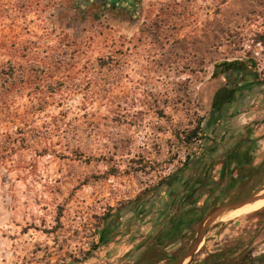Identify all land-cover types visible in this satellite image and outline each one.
I'll use <instances>...</instances> for the list:
<instances>
[{"label":"rangeland","instance_id":"obj_1","mask_svg":"<svg viewBox=\"0 0 264 264\" xmlns=\"http://www.w3.org/2000/svg\"><path fill=\"white\" fill-rule=\"evenodd\" d=\"M96 8L0 0V264H153L181 251L176 264H202L216 241L236 250L231 264H264V208L206 230L209 204L174 229L171 210L197 176V196L223 177L245 186L226 190L221 216L264 183V156L258 172L221 169L241 132L232 110L211 115L219 88H238L236 103L248 87L242 71L212 78L215 62L247 64L264 86V0H141L133 18ZM200 235L208 246L190 254Z\"/></svg>","mask_w":264,"mask_h":264},{"label":"crops","instance_id":"obj_2","mask_svg":"<svg viewBox=\"0 0 264 264\" xmlns=\"http://www.w3.org/2000/svg\"><path fill=\"white\" fill-rule=\"evenodd\" d=\"M243 79L247 78L248 87L246 88V92L242 93L240 92V97L237 99L236 103H232L231 105L226 106L221 112L224 113L225 111L232 110V117L235 116L234 121H231L230 123H235L236 128L239 130L240 136L239 141L234 146H230V151H228L224 156L222 157V162L220 163L221 169L226 172H231L234 170H242L245 173L249 170H256L258 169V165H261L263 163L262 157L264 156V86H257L253 79L249 78L250 73L248 71H242ZM245 89V88H244ZM242 89V90H244ZM251 90V91H250ZM252 105V106H251ZM251 107V108H250ZM230 145V143H229ZM215 151V150H214ZM220 153V151H217ZM200 174V173H199ZM198 174V175H199ZM247 177L243 178L242 180H245ZM198 179V176L196 178ZM194 180V179H193ZM199 181H189L186 184V189L183 191H180L178 195L172 200V206L171 210L172 212H175L172 219H176L175 223L173 221L172 223V229L179 225L181 221H195L199 220L198 218L201 216V214L204 212V209L207 208L208 204L209 207H213L216 209H220L221 207H224L222 205L223 200V194L228 190L229 192H236L240 191L239 187L243 188L244 185H234V186H228L227 181L225 180V177L220 179L219 181L214 182V190L212 193L211 191H208V189L204 192L201 191V195H196L195 191L197 187L200 185H204L203 183L200 184ZM261 186V185H258ZM257 188V187H255ZM216 190V191H215ZM194 191V192H193ZM178 192V190L175 191V193ZM237 192V193H238ZM252 194L249 196L248 199L241 202L237 205V208L235 210L230 211L226 215H219L213 224H216L217 221L226 220V219H234L241 217L246 214H250L253 212H257L258 210L264 208V183L263 185L257 190L253 189L250 191ZM190 193V194H189ZM203 203V204H200ZM195 204H200L202 206L198 207ZM216 204V205H214ZM212 208V209H213ZM177 212H176V211ZM191 211V214H186V212ZM188 216V217H187ZM193 217V218H192ZM219 219V220H218ZM252 226L254 222H246L243 221L242 223L235 224L236 226V237H239L241 234H245L246 226L248 225ZM234 225V224H231ZM174 226V227H173ZM263 226V224L261 225ZM253 227H255L253 225ZM249 228V227H248ZM247 228V229H248ZM262 228V227H261ZM167 232V235H170L171 233ZM221 236V235H220ZM210 236H206L203 241L198 246L197 250L201 249L203 245L208 246L209 241L207 240ZM210 242H215V240L212 238ZM223 243V242H222ZM255 244V243H252ZM211 247V246H209ZM215 249L211 251L210 253H217L221 252L222 250L220 247H222V244L218 243L216 241L215 246H213Z\"/></svg>","mask_w":264,"mask_h":264},{"label":"trees","instance_id":"obj_3","mask_svg":"<svg viewBox=\"0 0 264 264\" xmlns=\"http://www.w3.org/2000/svg\"><path fill=\"white\" fill-rule=\"evenodd\" d=\"M80 1H82L83 6H86L87 8L90 7V5H95V6L97 5V8H96L97 12L100 10H106L109 13L121 15L125 18H133L141 3V0H80ZM250 65H255V63L251 61ZM248 66L249 65L244 64L239 61L215 62L213 64L212 78H216L219 75L228 73L230 71H245V69ZM7 69L8 70L7 72H5V76L8 79V81L10 80V84L14 86L15 79L13 75H14L15 67L9 64ZM238 92H239V89L236 87L219 88L214 94L213 100H212V112H211L212 118H214L215 116H218L226 106L231 105L235 101L236 95ZM22 118L23 117L20 114L15 115V119L18 121H21ZM201 132H202V127H201V123L199 122L195 126L194 130H192L187 135L186 137L187 140L184 143L187 144L189 141L198 137V134ZM187 159H188V156H186V161ZM260 169L261 168L256 169L255 172H258ZM179 192L180 191L178 190V192H176L174 196L176 197ZM248 195H246L245 197H247ZM236 201H231L230 203L236 202ZM261 213H262L261 211H258V212H255L254 215L260 216ZM202 216H203V213L198 218L199 219L198 221L202 220ZM235 252L236 250H233L230 252L221 251V252L207 255L205 259L203 260L202 264H231L230 257H232V255L235 254ZM184 253H185L184 251H181L177 253H172L170 255L162 254L156 259L155 263L153 264H157L160 262H164L166 264H176L183 257ZM142 261H143V258H140L138 263H142Z\"/></svg>","mask_w":264,"mask_h":264},{"label":"water","instance_id":"obj_4","mask_svg":"<svg viewBox=\"0 0 264 264\" xmlns=\"http://www.w3.org/2000/svg\"><path fill=\"white\" fill-rule=\"evenodd\" d=\"M236 208H237V206L233 207L232 210H235ZM232 210H231V211H232ZM222 211H223V209L220 208V209H216V210H214V211H212V212L210 213V219L208 220V222H207L206 225H205V230L207 229L206 227H208L210 224H212V223L215 221V219H216L220 214L223 213ZM228 212H230V210H229ZM205 230H204V231H205ZM201 241H202V240H201V235H200V237L196 240V243H195V245L193 246V248H192L190 254H194V253L197 251V248H198V246L200 245ZM185 260H186V258L183 259L182 261H180L178 264H183Z\"/></svg>","mask_w":264,"mask_h":264},{"label":"flooded vegetation","instance_id":"obj_5","mask_svg":"<svg viewBox=\"0 0 264 264\" xmlns=\"http://www.w3.org/2000/svg\"><path fill=\"white\" fill-rule=\"evenodd\" d=\"M252 193H253V192H252ZM252 193L250 192V193H249V195H248L247 197H245V199H246V198L248 199V198H249V196H250ZM243 199H244V198H243Z\"/></svg>","mask_w":264,"mask_h":264}]
</instances>
